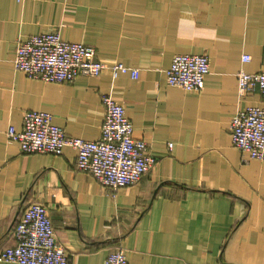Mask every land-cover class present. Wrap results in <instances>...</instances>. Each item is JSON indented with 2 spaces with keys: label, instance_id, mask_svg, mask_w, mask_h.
I'll list each match as a JSON object with an SVG mask.
<instances>
[{
  "label": "crops",
  "instance_id": "obj_1",
  "mask_svg": "<svg viewBox=\"0 0 264 264\" xmlns=\"http://www.w3.org/2000/svg\"><path fill=\"white\" fill-rule=\"evenodd\" d=\"M53 31L136 76L105 69L48 82L14 68L18 40ZM175 53L207 55L201 89L167 84ZM240 68L264 70V0H0V250L14 245L32 200L46 206L70 264H104L115 244L128 264H264V160H242L229 129L264 94L239 95ZM103 93L125 104L156 158L135 184L110 190L77 168L70 146L24 153L6 137L23 111L44 110L68 134L95 139Z\"/></svg>",
  "mask_w": 264,
  "mask_h": 264
},
{
  "label": "built area",
  "instance_id": "obj_2",
  "mask_svg": "<svg viewBox=\"0 0 264 264\" xmlns=\"http://www.w3.org/2000/svg\"><path fill=\"white\" fill-rule=\"evenodd\" d=\"M249 55L242 56V61ZM17 70L43 81L71 82L79 75L98 76L108 69L113 76L137 68L121 62L105 64L97 59L95 47L83 42H71L58 31L37 32L26 40H18L12 60ZM209 72L208 57L204 53H175L166 68V82L184 90H199ZM239 95L258 90L264 94V70L236 72ZM103 120L100 134L85 139L68 134L44 110H25L20 129L12 124L6 137L16 140L24 153L41 152L59 155L64 146L76 153L77 168L95 176L110 190L137 183L155 164L156 158L147 141L133 134V124L126 115L125 104L109 93L101 96ZM231 141L242 160H264V105H249L238 110L229 125ZM172 144L169 142L168 147ZM13 246L0 250V261L17 264H70L64 246L57 240L46 206L28 201L12 230ZM104 264H128L125 250L115 244Z\"/></svg>",
  "mask_w": 264,
  "mask_h": 264
}]
</instances>
